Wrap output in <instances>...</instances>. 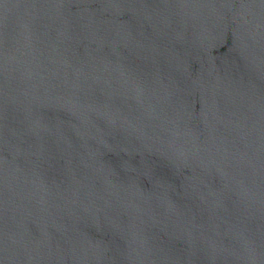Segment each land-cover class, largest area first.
I'll return each mask as SVG.
<instances>
[{"label": "water", "instance_id": "1", "mask_svg": "<svg viewBox=\"0 0 264 264\" xmlns=\"http://www.w3.org/2000/svg\"><path fill=\"white\" fill-rule=\"evenodd\" d=\"M0 264H264V0H0Z\"/></svg>", "mask_w": 264, "mask_h": 264}]
</instances>
